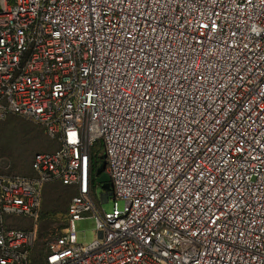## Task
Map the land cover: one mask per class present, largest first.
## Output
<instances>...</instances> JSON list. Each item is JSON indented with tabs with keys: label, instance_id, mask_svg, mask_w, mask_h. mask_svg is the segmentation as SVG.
<instances>
[{
	"label": "built area",
	"instance_id": "obj_1",
	"mask_svg": "<svg viewBox=\"0 0 264 264\" xmlns=\"http://www.w3.org/2000/svg\"><path fill=\"white\" fill-rule=\"evenodd\" d=\"M11 115L59 147L33 175L0 159V264H264V0H0ZM53 181L76 189L69 231L39 255ZM87 214L97 237L81 243Z\"/></svg>",
	"mask_w": 264,
	"mask_h": 264
},
{
	"label": "rangeland",
	"instance_id": "obj_2",
	"mask_svg": "<svg viewBox=\"0 0 264 264\" xmlns=\"http://www.w3.org/2000/svg\"><path fill=\"white\" fill-rule=\"evenodd\" d=\"M59 143L50 138L43 126L16 115L0 120V159L8 171L23 175H33L32 162L37 153L52 152ZM43 203L36 224L38 234V253L42 254L47 243L61 232L69 231L67 209L75 191L71 187L55 182L45 184ZM97 201L106 211L114 209L115 200L109 195L105 201L104 191L97 189ZM124 207L123 200H117ZM20 221V222H19ZM16 227L31 228L32 225L21 220L14 221ZM78 240L88 243L97 237L96 219L87 214L75 223Z\"/></svg>",
	"mask_w": 264,
	"mask_h": 264
},
{
	"label": "trees",
	"instance_id": "obj_3",
	"mask_svg": "<svg viewBox=\"0 0 264 264\" xmlns=\"http://www.w3.org/2000/svg\"><path fill=\"white\" fill-rule=\"evenodd\" d=\"M38 154V153H37ZM102 155H103V151H102V148H101V145H97L94 149H93V153H92V157H91V180H92V184L94 186V188H96L97 186L100 187V184L98 183V175H97V170L99 168V166L101 165L102 163ZM35 158V157H34ZM34 160V159H33ZM55 182H58L60 184H62L60 181H53V182H48L46 183L49 184V183H55ZM63 186H66V187H71V186H68V185H64L62 184ZM46 186H44V189H45ZM74 189L75 191V194H76V189L74 187H71ZM74 194V195H75ZM43 195H44V190H43ZM73 195V196H74ZM72 196V197H73ZM42 203H43V199H42ZM41 208H42V205H41ZM69 209V207H68ZM68 209H67V215H68ZM41 211V209H40ZM63 232H61L59 235H61ZM39 254V253H38ZM40 255V254H39Z\"/></svg>",
	"mask_w": 264,
	"mask_h": 264
},
{
	"label": "water",
	"instance_id": "obj_4",
	"mask_svg": "<svg viewBox=\"0 0 264 264\" xmlns=\"http://www.w3.org/2000/svg\"><path fill=\"white\" fill-rule=\"evenodd\" d=\"M102 163L99 166L97 170V175H98V183L100 184V187L104 191V198L105 201L108 200V196L111 194V182H110V176L106 171V154L102 155Z\"/></svg>",
	"mask_w": 264,
	"mask_h": 264
}]
</instances>
